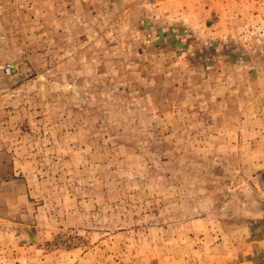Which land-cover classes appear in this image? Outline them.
Segmentation results:
<instances>
[{
    "label": "rangeland",
    "instance_id": "374dc122",
    "mask_svg": "<svg viewBox=\"0 0 264 264\" xmlns=\"http://www.w3.org/2000/svg\"><path fill=\"white\" fill-rule=\"evenodd\" d=\"M0 264H264V0H0Z\"/></svg>",
    "mask_w": 264,
    "mask_h": 264
}]
</instances>
